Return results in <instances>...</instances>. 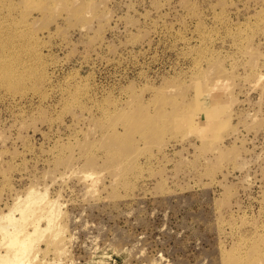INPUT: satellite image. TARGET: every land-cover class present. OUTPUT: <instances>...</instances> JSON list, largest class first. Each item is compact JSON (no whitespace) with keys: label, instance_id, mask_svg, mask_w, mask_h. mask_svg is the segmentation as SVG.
Wrapping results in <instances>:
<instances>
[{"label":"rangeland","instance_id":"obj_1","mask_svg":"<svg viewBox=\"0 0 264 264\" xmlns=\"http://www.w3.org/2000/svg\"><path fill=\"white\" fill-rule=\"evenodd\" d=\"M0 264H264V0H0Z\"/></svg>","mask_w":264,"mask_h":264},{"label":"bare ground","instance_id":"obj_2","mask_svg":"<svg viewBox=\"0 0 264 264\" xmlns=\"http://www.w3.org/2000/svg\"><path fill=\"white\" fill-rule=\"evenodd\" d=\"M13 240H15V238H13ZM15 241H17V240H15ZM19 241H21V240H19ZM17 242H18V241H17ZM17 242H16V243H17ZM19 243H20V242H19ZM11 259H12V258H11Z\"/></svg>","mask_w":264,"mask_h":264}]
</instances>
